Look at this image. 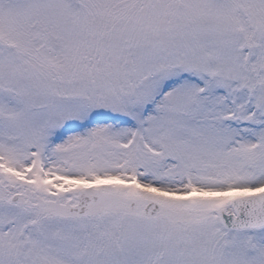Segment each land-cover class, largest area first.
<instances>
[{"label": "snow or ice", "instance_id": "1", "mask_svg": "<svg viewBox=\"0 0 264 264\" xmlns=\"http://www.w3.org/2000/svg\"><path fill=\"white\" fill-rule=\"evenodd\" d=\"M0 264H264V0H0Z\"/></svg>", "mask_w": 264, "mask_h": 264}]
</instances>
